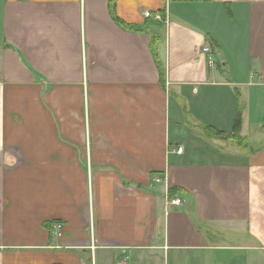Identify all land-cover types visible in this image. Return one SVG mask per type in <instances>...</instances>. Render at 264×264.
<instances>
[{"label": "crops", "instance_id": "0c3cea01", "mask_svg": "<svg viewBox=\"0 0 264 264\" xmlns=\"http://www.w3.org/2000/svg\"><path fill=\"white\" fill-rule=\"evenodd\" d=\"M0 264H264V0H0Z\"/></svg>", "mask_w": 264, "mask_h": 264}, {"label": "rangeland", "instance_id": "374dc122", "mask_svg": "<svg viewBox=\"0 0 264 264\" xmlns=\"http://www.w3.org/2000/svg\"><path fill=\"white\" fill-rule=\"evenodd\" d=\"M184 120H185V118H184ZM184 123H185V125H181V126L177 125L176 127H181L180 132L178 133V137L183 142L184 146L187 149L186 157L189 155L188 159L190 158L193 161L208 159V157H209L208 153L202 154L197 149L200 148L204 152L209 151L210 148H208L207 145H210L212 143L211 140H215V139H209L201 127L199 129L195 128V131H198V133H199V134H195V132L190 129V128H192L193 125H190L191 119L189 118L188 115L186 116V120L184 121ZM219 142H221V141H219ZM221 143H224V142H221ZM196 146H197V148H196ZM213 147L215 148L216 151H218L216 149V146H213ZM217 153L218 154L215 157H218V158L221 157L220 155H222V153L220 151H218ZM182 158H184V157H182Z\"/></svg>", "mask_w": 264, "mask_h": 264}, {"label": "trees", "instance_id": "16d2710c", "mask_svg": "<svg viewBox=\"0 0 264 264\" xmlns=\"http://www.w3.org/2000/svg\"><path fill=\"white\" fill-rule=\"evenodd\" d=\"M118 21H119V24H121L122 26H126L120 20ZM242 112H243V109L238 108L232 133L220 132L211 127H202V129L204 133L206 134V136L210 139H217V140L224 141V142L229 141V140H235V141L239 140V142H241L242 138H240V131L242 128ZM182 192H183L182 189L170 188L169 198L172 199L175 197H179L181 196Z\"/></svg>", "mask_w": 264, "mask_h": 264}, {"label": "built area", "instance_id": "2783aa9c", "mask_svg": "<svg viewBox=\"0 0 264 264\" xmlns=\"http://www.w3.org/2000/svg\"><path fill=\"white\" fill-rule=\"evenodd\" d=\"M145 18L146 19H154L155 21H158V22H167V18L163 17L161 13L159 12H155V13H151V12H146L145 13ZM203 52L206 54L209 55L208 57V63L210 66H214L215 65V57H213L210 53V49L209 48H204L203 49ZM177 154H182V148H179L177 150ZM171 205H175V206H180L181 205V202H180V199L178 197L172 199L170 201Z\"/></svg>", "mask_w": 264, "mask_h": 264}]
</instances>
